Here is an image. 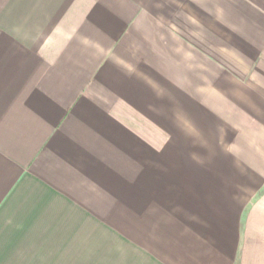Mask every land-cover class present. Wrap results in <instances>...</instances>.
<instances>
[{
	"label": "crops",
	"instance_id": "0c3cea01",
	"mask_svg": "<svg viewBox=\"0 0 264 264\" xmlns=\"http://www.w3.org/2000/svg\"><path fill=\"white\" fill-rule=\"evenodd\" d=\"M0 264H264V0H0Z\"/></svg>",
	"mask_w": 264,
	"mask_h": 264
}]
</instances>
